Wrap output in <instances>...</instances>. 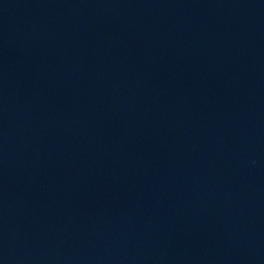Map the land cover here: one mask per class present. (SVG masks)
<instances>
[{
	"label": "water",
	"instance_id": "95a60500",
	"mask_svg": "<svg viewBox=\"0 0 264 264\" xmlns=\"http://www.w3.org/2000/svg\"><path fill=\"white\" fill-rule=\"evenodd\" d=\"M0 264H264V0H0Z\"/></svg>",
	"mask_w": 264,
	"mask_h": 264
}]
</instances>
